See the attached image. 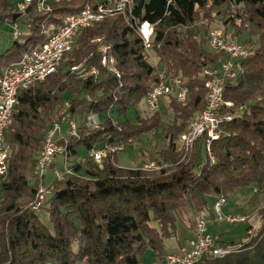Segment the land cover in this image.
<instances>
[{
	"label": "trees",
	"instance_id": "16d2710c",
	"mask_svg": "<svg viewBox=\"0 0 264 264\" xmlns=\"http://www.w3.org/2000/svg\"><path fill=\"white\" fill-rule=\"evenodd\" d=\"M17 2L0 0V27L4 23L20 27L19 36L13 39L10 35V45L0 50V75L7 65L56 32L65 16L99 3L47 0L46 11L33 0L20 11ZM131 2L127 15L107 16L82 28L54 73L18 90L5 132L6 173L0 176V264H141L148 252L163 264L167 253L186 245L192 236L195 213H200L206 224L216 225L209 197L213 203L218 196L227 201L248 187L255 195L264 194V0ZM225 4L237 6L239 11L224 20L222 30L234 41L246 32L249 38L242 44L250 53L242 61L243 73L225 81L224 99L232 106L223 107L222 113L231 114L232 119L222 123L221 135L211 143V161L204 150V136L189 150L174 142L204 106L203 69L216 67L227 58L208 47L211 20L210 24L205 19L198 23L197 16L206 10L208 16L204 17L210 19L209 11L217 8L220 12L219 7ZM137 21L153 24L151 52L156 66L143 56ZM97 38L112 45L119 77L100 66L93 42ZM83 58L99 68L96 78H77L68 70ZM159 69H164L168 79L183 81L188 89L186 102L179 103L174 95L162 100L171 115L168 122H163L160 110L143 116L137 113L135 121L129 122V109L144 100L158 80ZM91 113L101 118L97 130L83 126ZM58 114L63 126L70 121L78 123V135L65 137L67 162L75 175L53 180L45 204L34 211L30 206L37 187L34 164L46 130ZM152 131L167 141L163 149L147 154L150 161L161 165L159 169L146 171L142 165L122 168L116 156H108L100 164L80 160L104 139L126 147ZM58 156L51 169L61 166L63 159L59 156L58 161ZM43 210L47 223L41 220ZM257 211L260 225H247L246 234L254 227L249 241H225L207 228L220 244L242 247L222 258H204L195 264H264V207ZM177 217L185 222L190 237L170 249L164 241L175 236Z\"/></svg>",
	"mask_w": 264,
	"mask_h": 264
},
{
	"label": "built area",
	"instance_id": "2783aa9c",
	"mask_svg": "<svg viewBox=\"0 0 264 264\" xmlns=\"http://www.w3.org/2000/svg\"><path fill=\"white\" fill-rule=\"evenodd\" d=\"M33 0H18L17 8L22 11ZM131 0H102L95 7L87 5L78 13L69 14L63 18L61 27L47 37L39 46L24 52L21 58L7 65L0 75V176L3 177L7 168L8 146L5 140V132L11 122L12 109L16 103L19 89L27 88L31 84L43 81L54 73L63 63L64 55L73 49L78 32L85 27H92L95 23L102 21L107 16L114 14L127 15L131 10ZM38 6L44 10L47 0H38ZM136 31L141 39L143 56L150 59L156 66V61L151 52V39L154 32L153 24L148 21L136 22ZM20 34V27L12 25L11 36L16 39ZM96 51L99 54V64L108 72L119 77L120 73L115 64L113 48L110 43L97 38ZM208 47L215 52L226 55L216 67L203 69L205 102L201 111L196 112L188 129L180 135L179 144L182 150H189L196 139L205 137L204 150L210 160H213L210 146L214 140L221 135V125L232 119L231 114L222 113L223 107H231L232 102L224 99V87L226 80H235L243 73L242 61L248 57L250 50L242 43L230 39L222 29L212 28L208 32ZM68 70L77 78L98 76L99 68L91 64L88 58L68 66ZM157 82L148 91L144 103L149 112L158 111L162 100L174 95L176 100L184 104L187 99L188 89L179 78L168 79L164 71H157ZM68 106V103L65 102ZM109 113L107 112V115ZM102 121L97 113L89 114L83 121V126L88 130H97ZM78 135V123L70 121L64 126L59 114L51 120L47 128L42 146L36 156L34 171L37 177V187L31 208L39 211L46 202V197L51 187L46 183V172L51 167L57 155L62 156L59 168L52 171L54 180L62 181L74 176V170L67 162L68 148L65 137ZM63 141V143H61ZM125 146L119 141L102 140L100 145L89 148L81 157V161L93 160L100 164L106 157H113L124 150ZM155 161L143 163L141 169L146 171L160 168ZM227 201L218 196L213 203L212 212L218 221L228 223H244L248 217L242 214L226 213L224 208ZM253 228L247 231L249 241ZM242 244H220L217 237L208 232L205 219L200 213L194 214L192 236L186 245L175 248L173 252L167 253L163 264H195L204 258H222L230 253L240 250Z\"/></svg>",
	"mask_w": 264,
	"mask_h": 264
},
{
	"label": "rangeland",
	"instance_id": "374dc122",
	"mask_svg": "<svg viewBox=\"0 0 264 264\" xmlns=\"http://www.w3.org/2000/svg\"><path fill=\"white\" fill-rule=\"evenodd\" d=\"M98 2H101L102 0H97ZM47 7L45 6L44 10L49 9V5L47 4ZM220 12H217V8H214L212 11H209L211 18L204 17V15L208 16V12L206 10H201L200 14H198L197 22H202V19H205L208 23V20H211V28H220L223 29L224 26V20L226 18H230L231 16L234 17L235 13L239 11L237 6L225 4L219 7ZM231 23V22H230ZM210 24V23H209ZM227 32L229 34L232 33V28L230 26H226ZM12 25L10 23H4L0 27V50L6 49L10 45V35H11ZM249 38L248 34L246 32H243L239 36L236 37V41L239 43H243ZM154 59L156 60L155 56L153 55ZM151 61V60H150ZM160 112L163 113V122L169 121L171 115L168 110H166L164 105L160 106ZM139 113L142 116L143 115H149L144 100L140 101L135 106L131 107L126 115V118L129 120V122H134L136 118V114ZM153 133L147 132L144 134L139 142H130L127 144L125 149L116 155V162L119 167L122 168H137L140 167L143 163H148L149 157L147 156L148 152L157 151L160 149H163L167 141L166 139L160 134H156L154 131ZM176 147H179V141L176 140L174 142ZM57 160L60 161L61 157H57ZM54 168H59L58 166H55ZM53 169L51 167L47 169L46 172V183L47 185L51 184V182L54 180ZM213 206V199L208 198V207L211 208ZM264 207V194L257 193L256 195L253 194L252 187H248L245 189V191L237 194L232 195L228 200L226 204V209L224 211L226 213H236L239 212L240 214L246 215L248 217L247 221L245 223H228L225 221H216V225L213 226L212 223L207 222L209 232L213 233L216 236L221 235L222 239L225 241H244L247 237L246 234V227L249 224H255L259 227L260 221H258V208ZM41 220L44 223H47V216L46 212L43 210L41 212ZM189 220L188 222H191V216L187 218ZM191 224V223H190ZM176 233L175 236L166 239L164 241L165 246L167 248H173L177 246V243L180 245H183L187 238L190 237V232L187 229V226L185 222L177 217L176 218ZM150 252L147 253L142 258L141 264H162V262L157 261L155 257H152ZM52 264V263H50ZM82 264V263H78Z\"/></svg>",
	"mask_w": 264,
	"mask_h": 264
}]
</instances>
